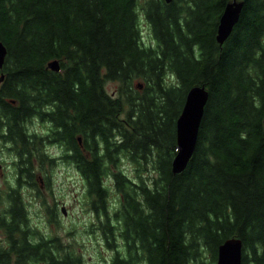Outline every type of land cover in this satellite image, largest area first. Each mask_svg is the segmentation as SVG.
<instances>
[{"label": "trees", "instance_id": "obj_1", "mask_svg": "<svg viewBox=\"0 0 264 264\" xmlns=\"http://www.w3.org/2000/svg\"><path fill=\"white\" fill-rule=\"evenodd\" d=\"M229 1L0 0V137L17 156L14 181L0 188V264H83L31 225L22 195L42 181L33 169L53 136L85 181L113 250L105 264H215L231 236L242 241L240 264H264V0H243L219 44ZM141 16L155 44L142 41ZM52 58L59 71L46 66ZM195 85L208 98L192 155L174 172L176 119ZM34 118L51 123L48 133L28 129ZM121 156H154L156 174L130 179Z\"/></svg>", "mask_w": 264, "mask_h": 264}, {"label": "rangeland", "instance_id": "obj_2", "mask_svg": "<svg viewBox=\"0 0 264 264\" xmlns=\"http://www.w3.org/2000/svg\"><path fill=\"white\" fill-rule=\"evenodd\" d=\"M140 21L142 41L155 44L146 19L141 16ZM166 75L167 82L175 80L169 72ZM135 80L141 81V78ZM116 85V82L108 81L106 88L113 92ZM50 126L51 123L37 118L27 123L29 130L41 131L40 133L43 134L48 133ZM50 138L52 141L55 140L54 136ZM52 141L44 142L42 148H45L47 152L46 159L42 161V166L36 164L33 169L38 179L42 180L39 186L23 184L21 188L22 195L27 201L26 207L31 225L43 236L56 235L64 242H68L70 245L67 248L80 253L83 264H105L110 259L113 250L107 246L103 237L104 233L97 228L98 220L91 211L90 198L88 199L85 193V181L74 162L65 161L60 157L63 146ZM10 145V142H4L0 137V188L3 190L6 184L14 181L16 171L14 163L17 160L16 146L9 149ZM153 157L147 158L148 160L143 163L121 156L120 167L130 179L148 178V174H156L153 169L155 168L152 162ZM35 158L32 155V160ZM50 158H53L56 163L49 165L47 162H50ZM48 182L50 190L47 188ZM103 185L109 190L108 205L114 207L115 200L120 197V193L111 175L103 180ZM4 206L5 202H0V209ZM48 206H55V213L50 214Z\"/></svg>", "mask_w": 264, "mask_h": 264}, {"label": "water", "instance_id": "obj_3", "mask_svg": "<svg viewBox=\"0 0 264 264\" xmlns=\"http://www.w3.org/2000/svg\"><path fill=\"white\" fill-rule=\"evenodd\" d=\"M169 1V0H167ZM243 0L229 1L220 16L217 29L216 40L221 44L230 34L234 24L239 18ZM6 46L0 40V67L2 66L6 56ZM46 66L50 69L58 71L60 63L57 58L47 61ZM3 74L1 73L0 79ZM140 87L142 84L137 82ZM208 98V90L201 86H192L185 95V100L176 119V143L179 151L171 161L172 171L179 172L184 169L189 158L192 155L197 142L198 130L204 106ZM242 253V241L239 237L231 236L219 243L217 260L215 264H240Z\"/></svg>", "mask_w": 264, "mask_h": 264}, {"label": "bare ground", "instance_id": "obj_4", "mask_svg": "<svg viewBox=\"0 0 264 264\" xmlns=\"http://www.w3.org/2000/svg\"><path fill=\"white\" fill-rule=\"evenodd\" d=\"M164 1L168 3V2H170L171 0H169V1L164 0ZM225 6H226V5H225ZM224 8H225V7H224ZM223 11H224V9H223ZM222 13H223V12H222ZM221 15H222V14H221ZM219 21H220V18H219ZM218 25H219V23H218ZM217 29H218V26H217ZM217 33H218V32H216V35H217ZM217 42H218V41H217ZM3 63H4V62H3ZM2 65H3V64H2ZM1 67H2V66H1ZM1 67H0V68H1ZM195 86H201V85H195ZM204 88H205V87H204ZM205 89H206V88H205ZM178 151H179V149L177 148V143H176V153H177ZM176 153H175V155H176ZM175 155H174V156H175ZM218 248H219V246H218ZM217 254H218V251H217Z\"/></svg>", "mask_w": 264, "mask_h": 264}]
</instances>
